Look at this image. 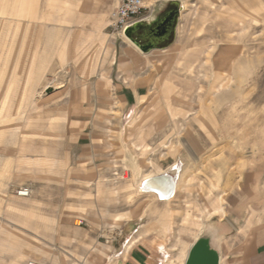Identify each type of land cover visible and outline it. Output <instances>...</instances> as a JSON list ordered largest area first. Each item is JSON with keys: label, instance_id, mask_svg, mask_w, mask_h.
<instances>
[{"label": "rangeland", "instance_id": "obj_1", "mask_svg": "<svg viewBox=\"0 0 264 264\" xmlns=\"http://www.w3.org/2000/svg\"><path fill=\"white\" fill-rule=\"evenodd\" d=\"M183 1L176 41L139 60L128 80L120 50L130 41L109 27L116 6L0 0V214L38 173L57 182L80 160L76 131L98 119L120 135L114 202L105 186L85 188L84 208L114 207L113 234L103 237L154 241L160 221L163 243L181 245L210 218L264 213V0ZM97 81L144 85L141 104L97 111L88 104ZM159 174L176 180L170 201L141 192ZM83 214L75 226L86 227ZM167 247L169 259L181 252Z\"/></svg>", "mask_w": 264, "mask_h": 264}, {"label": "crops", "instance_id": "obj_2", "mask_svg": "<svg viewBox=\"0 0 264 264\" xmlns=\"http://www.w3.org/2000/svg\"><path fill=\"white\" fill-rule=\"evenodd\" d=\"M108 7L117 6L122 0H105ZM183 0H143L146 7L144 15L135 23L149 24L161 21L170 11L181 9L169 30L162 39L168 45L164 49H153L142 53L131 42L120 50V66L128 70L126 78L136 73L139 60L150 61L152 53L169 49L176 41L181 21ZM185 4V3H184ZM113 7V8H114ZM140 62V61H139ZM113 83L95 82L91 87L92 97L89 105L97 107L103 113L109 107L118 105L121 112L141 104L144 85L115 87ZM157 105V103H154ZM96 125L89 127L87 121L76 131V145L80 150V160L72 166H64L52 182L46 175L38 173L27 185L29 195L22 200L9 199L10 206L0 214V264H184L187 254L197 239L179 243L162 241V224L156 221L155 240L149 237L132 238L103 237L110 234L114 226L115 210L99 207H85L87 201L85 188L88 186L106 187L107 202H114V161L116 154V134L113 125L106 127L99 119ZM96 126V128H95ZM125 139V136H123ZM120 142V141H119ZM118 142V143H119ZM37 174V173H36ZM70 184L71 187L67 188ZM24 198V199H23ZM92 202L99 201L98 196H90ZM231 197H228V202ZM110 206V207H111ZM87 208V209H86ZM236 212L237 204L225 209ZM86 209V210H85ZM81 215L86 227H77L74 222ZM237 213V212H236ZM125 214V213H123ZM158 219L161 214L155 215ZM216 217V216H214ZM219 218H210L222 224L226 230L219 241V264H264V213L259 211L242 221L233 214ZM85 219V220H84ZM101 220V221H99ZM208 221V220H207ZM101 223H107L102 225ZM125 223V222H124ZM173 233V227L171 229ZM165 245V246H164ZM180 250L176 258L169 259L164 250Z\"/></svg>", "mask_w": 264, "mask_h": 264}, {"label": "water", "instance_id": "obj_3", "mask_svg": "<svg viewBox=\"0 0 264 264\" xmlns=\"http://www.w3.org/2000/svg\"><path fill=\"white\" fill-rule=\"evenodd\" d=\"M180 11L181 9L170 11L159 22L155 21L149 24L135 23L127 28L124 36L142 53H147L153 49H164L168 43L152 42L151 34L154 31L163 33L166 27L171 28ZM139 32L149 33L150 36L138 37ZM224 232L226 230L222 228V224L216 220H208L205 224L204 231L191 246L184 264H219L218 244Z\"/></svg>", "mask_w": 264, "mask_h": 264}, {"label": "built area", "instance_id": "obj_4", "mask_svg": "<svg viewBox=\"0 0 264 264\" xmlns=\"http://www.w3.org/2000/svg\"><path fill=\"white\" fill-rule=\"evenodd\" d=\"M145 12L146 7L143 0H122L110 13L109 27L117 36L123 37L127 28L141 18ZM17 195L19 197H27L29 189H21Z\"/></svg>", "mask_w": 264, "mask_h": 264}, {"label": "bare ground", "instance_id": "obj_5", "mask_svg": "<svg viewBox=\"0 0 264 264\" xmlns=\"http://www.w3.org/2000/svg\"><path fill=\"white\" fill-rule=\"evenodd\" d=\"M142 193L151 194L161 201H170L175 194L176 180L167 174L144 178L140 183Z\"/></svg>", "mask_w": 264, "mask_h": 264}, {"label": "flooded vegetation", "instance_id": "obj_6", "mask_svg": "<svg viewBox=\"0 0 264 264\" xmlns=\"http://www.w3.org/2000/svg\"><path fill=\"white\" fill-rule=\"evenodd\" d=\"M165 29L166 30L163 33L162 32H158V31H154L151 34V36H152V42H154V43H163L162 39L164 37H166V36L169 35L170 28L169 27H166ZM144 36L148 37V36H150V34L149 33H140L139 32L138 37H141L142 38ZM145 39H147V38H145Z\"/></svg>", "mask_w": 264, "mask_h": 264}]
</instances>
